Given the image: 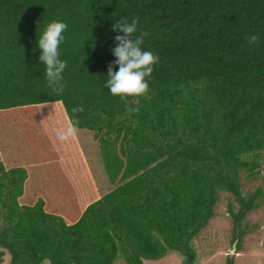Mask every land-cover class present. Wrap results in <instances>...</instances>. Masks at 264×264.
I'll use <instances>...</instances> for the list:
<instances>
[{"label":"trees","instance_id":"obj_1","mask_svg":"<svg viewBox=\"0 0 264 264\" xmlns=\"http://www.w3.org/2000/svg\"><path fill=\"white\" fill-rule=\"evenodd\" d=\"M121 18L139 19L159 57L138 105L105 87ZM52 21L68 25L60 96L37 44ZM76 106L77 137L61 143L62 109ZM263 152L264 0H0V262L5 251L8 264H113L118 252L144 264L192 251L220 191L238 203L239 252L244 220L262 205L240 175L257 177Z\"/></svg>","mask_w":264,"mask_h":264},{"label":"clouds","instance_id":"obj_2","mask_svg":"<svg viewBox=\"0 0 264 264\" xmlns=\"http://www.w3.org/2000/svg\"><path fill=\"white\" fill-rule=\"evenodd\" d=\"M138 25V18H133L130 22L126 18H121L113 25V30L123 35L115 36L117 46L112 49V53L116 59L108 65L105 87L112 96L118 97L125 105L133 103L138 105L141 97H147L154 65L159 63L157 55L145 50V37L149 36V33L139 30ZM67 28L68 25L62 21H52L37 41L41 49L39 61L45 66L44 74L48 88L57 96L62 95L65 88L63 73L67 68V62L60 58V45ZM258 39L256 34L246 37L247 43L251 46H255ZM113 65L118 66L117 71H113ZM83 110L82 106L73 107L71 113L66 108L62 109L65 123L55 130L58 141L64 143L77 137L80 123L77 114ZM126 111L138 113L139 107L129 106Z\"/></svg>","mask_w":264,"mask_h":264},{"label":"rangeland","instance_id":"obj_3","mask_svg":"<svg viewBox=\"0 0 264 264\" xmlns=\"http://www.w3.org/2000/svg\"><path fill=\"white\" fill-rule=\"evenodd\" d=\"M240 183L244 195L258 189L259 195L256 200L262 205L250 210L244 220V224L251 226L252 229L243 235L239 252L233 248L237 240L231 244L233 232L229 213L230 206L236 210L238 203L232 194L220 191L214 215L188 242L193 252L186 248H169L164 256L158 259H143V263L186 264L187 256L191 253L192 264H225L230 253H235L233 264H264V161L257 177H248L241 171ZM8 263L9 254L5 251L0 264ZM42 264H49V261L44 260ZM113 264H126L120 252Z\"/></svg>","mask_w":264,"mask_h":264},{"label":"water","instance_id":"obj_4","mask_svg":"<svg viewBox=\"0 0 264 264\" xmlns=\"http://www.w3.org/2000/svg\"><path fill=\"white\" fill-rule=\"evenodd\" d=\"M233 248H235V243L233 244ZM186 264H192V254L191 253H189L187 256Z\"/></svg>","mask_w":264,"mask_h":264}]
</instances>
